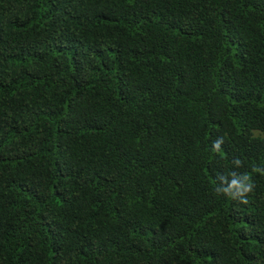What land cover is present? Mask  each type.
<instances>
[{
  "label": "trees",
  "instance_id": "obj_1",
  "mask_svg": "<svg viewBox=\"0 0 264 264\" xmlns=\"http://www.w3.org/2000/svg\"><path fill=\"white\" fill-rule=\"evenodd\" d=\"M0 264H264V0H0Z\"/></svg>",
  "mask_w": 264,
  "mask_h": 264
},
{
  "label": "clouds",
  "instance_id": "obj_2",
  "mask_svg": "<svg viewBox=\"0 0 264 264\" xmlns=\"http://www.w3.org/2000/svg\"><path fill=\"white\" fill-rule=\"evenodd\" d=\"M253 191V184H250L248 187L244 188L242 195L244 196L243 200L241 201L242 203H247V199H245L246 194L250 193Z\"/></svg>",
  "mask_w": 264,
  "mask_h": 264
}]
</instances>
